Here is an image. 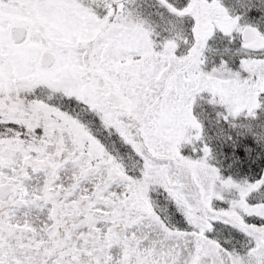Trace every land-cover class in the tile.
Instances as JSON below:
<instances>
[{"label": "snow or ice", "instance_id": "1", "mask_svg": "<svg viewBox=\"0 0 264 264\" xmlns=\"http://www.w3.org/2000/svg\"><path fill=\"white\" fill-rule=\"evenodd\" d=\"M0 264H264V0H0Z\"/></svg>", "mask_w": 264, "mask_h": 264}]
</instances>
